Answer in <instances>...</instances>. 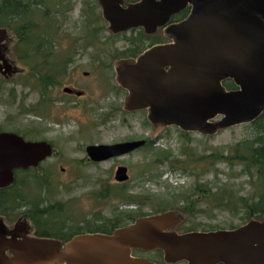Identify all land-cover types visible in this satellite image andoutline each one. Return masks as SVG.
<instances>
[{"label": "water", "instance_id": "95a60500", "mask_svg": "<svg viewBox=\"0 0 264 264\" xmlns=\"http://www.w3.org/2000/svg\"><path fill=\"white\" fill-rule=\"evenodd\" d=\"M113 34L143 28L152 34L164 27L172 40L139 57L114 62L115 80L128 92L127 112L147 111L155 137L167 127L216 135L251 124L264 114V0H98ZM191 5L190 15L168 25L172 16ZM10 33L0 28V72L13 66L4 57ZM233 81L234 90L224 83ZM63 92L72 94L68 87ZM79 96L81 93L76 92ZM219 121L216 122V119ZM146 140L89 145L90 161L101 163L130 155ZM54 155L47 141H28L15 132H0V189L11 187L18 170L39 167ZM121 166L115 181H129ZM18 222L28 223L20 218ZM176 212L138 218L112 234L85 233L70 241L27 237L10 231L0 216V264H157L134 251H160L166 264H264V215L233 230H171L180 224ZM10 253V256H5Z\"/></svg>", "mask_w": 264, "mask_h": 264}, {"label": "rangeland", "instance_id": "374dc122", "mask_svg": "<svg viewBox=\"0 0 264 264\" xmlns=\"http://www.w3.org/2000/svg\"><path fill=\"white\" fill-rule=\"evenodd\" d=\"M64 1L72 10L60 19L56 51L73 59V64L68 67L64 85L52 90L50 104L43 103L34 111L26 110L41 100V95L24 85L26 69L12 52L14 40L12 44L9 41L3 43L11 50L4 52V57L14 69L10 74L0 72V132H15L28 141H47L54 148V155L39 166V173L50 177L49 189L41 191V187L30 185L23 187L21 193L35 201L49 198L42 203L43 207L56 202L65 206L57 220L59 226L66 224L65 229L73 224L96 227L105 219L121 214L126 217L128 213L170 211L181 218L180 224L171 228L177 232L190 228L197 231L230 230L246 224L248 210L242 207L241 200L250 201L254 193L250 177L242 174L240 165L225 161L217 164L200 162V157L216 151L226 154L240 140L250 137L246 125L221 130L213 136L187 133L171 126L155 137V128L147 120V111L130 113L123 109L128 92L115 80L114 57L119 52L124 56L128 49L134 48V40L140 32L113 35L104 21L100 23L99 41L88 49L83 48L81 39L87 13L91 11L89 6H97L95 12L99 16L102 14L98 0ZM101 44L104 55L101 52L99 59L108 63V70L104 69L103 62H96L92 57L102 49ZM65 87L83 91L86 95L70 96L63 92ZM134 140H147L149 145L100 164L88 160L86 148L89 145H113ZM162 154H169L167 161H163ZM176 158L183 163L176 164ZM171 161L173 165L169 163ZM118 166H126L130 176L129 181L118 189L133 200L138 197L141 204L112 195V190L117 187L115 173ZM20 187L12 192H20ZM215 197L227 198L229 203L231 199L236 208L218 207ZM3 217L10 231L17 227L27 237L36 236V226L23 214ZM20 217L26 218L28 223L18 222ZM55 229L57 231V227ZM133 254L166 264L156 253L134 251Z\"/></svg>", "mask_w": 264, "mask_h": 264}, {"label": "trees", "instance_id": "16d2710c", "mask_svg": "<svg viewBox=\"0 0 264 264\" xmlns=\"http://www.w3.org/2000/svg\"><path fill=\"white\" fill-rule=\"evenodd\" d=\"M53 1L0 0V28H5L9 31L11 44L14 40L12 52L26 69V74L23 76L24 85L38 91L41 95V100L26 109L28 112L34 111L37 108L40 109L43 103L50 104L52 90L64 85L68 67L73 64V59L66 54L60 55L57 53L55 43L58 40V33L61 30L62 23H60V19L61 17H65L72 8H68L64 0H57L56 3H53ZM138 1L125 0L126 4L136 3ZM89 7L91 11L87 13L88 19L86 20L84 34L81 39V47L86 49L99 41V35L102 31L100 23L105 21L102 14L99 16L95 12L97 6ZM138 32L140 33L134 40V48L128 49L126 51L127 54L124 56L122 52L116 54V57H114L115 61L123 58L136 57L143 51L145 41L151 39V37L147 36L142 30ZM100 53L104 55L103 45L102 49L92 57L96 62H103L104 69L108 70V63L99 59ZM224 85L228 90L236 89L235 84L231 80L226 81ZM246 129L250 130V137L240 140L226 154L225 152L218 151L211 152L207 156L200 157V162L212 161L217 164L220 161H225L231 165H240L242 167L241 172L250 177V183L254 192L252 193L250 201L241 200L242 207L248 210L249 222L252 219L262 220L264 215V114L253 123L246 124ZM161 157L163 161H167L169 154H162ZM174 161L176 164L183 163L177 158ZM169 163L173 165L172 161ZM39 171L40 167L18 170L15 173L14 184L9 188L0 189V216L10 217L12 215L23 214V216L30 219L36 226L35 234L38 237L55 238L63 242H68L79 234H112L116 229L128 226L138 218L160 214L156 212L152 214L128 213L126 217L121 214L112 219H105L103 224H99L96 227H93L91 224H88L86 227H78L76 224H73L68 226L66 228L68 231H66V224L59 226L57 222L60 215L64 213L65 206L56 202L43 207L41 206L42 203H45L49 198L42 196L45 200L40 198L35 201L33 200L34 198L30 199L29 196L21 193L23 187L30 185H37L38 188L41 187V191L43 189H49L51 184L49 175L41 174ZM19 185H21L20 192L14 191L13 193L12 190H16ZM118 188H120V185H117L112 190L114 197H123V200L126 199L125 201L140 203L138 197L135 201L130 196H126L127 194ZM229 201L230 203L227 198L215 197L214 202H217L218 207L236 208V203H232L231 199ZM125 221L130 224H124ZM56 227L57 231H55ZM233 229L236 228H231L230 230ZM193 231L197 230L190 228L188 231L178 232L188 233ZM153 253L163 257L160 251Z\"/></svg>", "mask_w": 264, "mask_h": 264}, {"label": "flooded vegetation", "instance_id": "af4514ba", "mask_svg": "<svg viewBox=\"0 0 264 264\" xmlns=\"http://www.w3.org/2000/svg\"><path fill=\"white\" fill-rule=\"evenodd\" d=\"M140 1V0H139ZM191 10H192V7H191V5H189L186 9H184V10H182V11H180L178 14H176V15H174V16H172L171 17V19H170V22H169V24L168 25H171V24H178V23H180V22H182V21H184L185 19H187V17L190 15V13H191ZM143 31L147 36H149V37H151V39H149V40H147V41H145L146 43H145V45L143 46V51L141 52V53H139L136 57H133V58H137V57H139L141 54H143L145 51H147L148 49H151V48H153V47H155V46H159V45H167V44H169V43H171L172 42V40H170V39H168L165 35H164V30H165V28L164 27H160V28H158L157 29V31L155 32V33H152V34H148V33H146V31L143 29V28H136V29H132V30H130V31H132V32H136V31ZM129 32V31H128ZM152 37H154V38H152ZM0 63L1 64H3L2 63V61H0ZM88 73H86V75H87ZM66 88V87H65ZM68 88H70V89H72L71 87H68ZM64 89V88H63ZM73 91H74V93H72V94H69V93H65V94H68V95H70V96H78L77 94H76V92H79V93H81V95H79L78 97H84L86 94H85V92H83V91H76V90H74V89H72ZM147 141V140H146ZM125 142V141H124ZM147 145H149V141H147V143H146V145L145 146H147ZM143 149V148H142ZM87 154V153H86ZM88 157V156H87ZM114 159H116V158H114ZM88 160H89V158H88ZM111 160H113V159H111ZM90 161V160H89ZM109 161V160H108ZM90 162H92V161H90ZM93 163H96V162H93ZM101 163H103V162H101ZM96 164H100V163H96ZM119 167H121V166H118L117 167V169L119 168ZM117 169H116V171H117ZM116 182V181H115ZM128 182V181H127ZM127 182H124V183H118V182H116V184L117 185H125ZM20 218H22V217H20ZM19 218V219H20ZM23 219H26V218H23ZM202 232H204V231H202ZM35 237H38V236H35ZM63 242V241H62ZM63 243H65V242H63Z\"/></svg>", "mask_w": 264, "mask_h": 264}]
</instances>
